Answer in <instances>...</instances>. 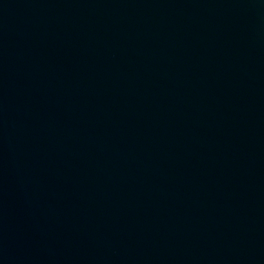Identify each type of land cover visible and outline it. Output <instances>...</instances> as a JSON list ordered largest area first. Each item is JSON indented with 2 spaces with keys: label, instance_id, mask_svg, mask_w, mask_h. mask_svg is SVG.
<instances>
[{
  "label": "water",
  "instance_id": "1",
  "mask_svg": "<svg viewBox=\"0 0 264 264\" xmlns=\"http://www.w3.org/2000/svg\"><path fill=\"white\" fill-rule=\"evenodd\" d=\"M0 264H264V0H0Z\"/></svg>",
  "mask_w": 264,
  "mask_h": 264
}]
</instances>
